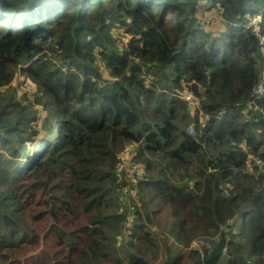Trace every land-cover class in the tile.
I'll return each instance as SVG.
<instances>
[{"label": "trees", "instance_id": "16d2710c", "mask_svg": "<svg viewBox=\"0 0 264 264\" xmlns=\"http://www.w3.org/2000/svg\"><path fill=\"white\" fill-rule=\"evenodd\" d=\"M0 264H264V0H0Z\"/></svg>", "mask_w": 264, "mask_h": 264}, {"label": "rangeland", "instance_id": "374dc122", "mask_svg": "<svg viewBox=\"0 0 264 264\" xmlns=\"http://www.w3.org/2000/svg\"><path fill=\"white\" fill-rule=\"evenodd\" d=\"M205 4H210L207 3L206 1L204 2V7H203V15H199L200 16V20L202 19V21L204 22V24H206L205 22L208 20L209 21V26H212V31L217 30L221 27L224 26V21L225 19H221V16L219 14V12H215L214 11L211 13V11L206 9V5ZM210 13V14H209ZM262 21L261 16L256 17L253 19V24L256 25V27L258 26L257 24H259ZM211 30V29H210ZM258 30V29H257ZM114 38H116L117 40H119L120 42H122L123 44H127L129 42V38L126 37L125 35H114ZM123 39H125V41H123ZM14 86L17 88V95H18V99H21V97L26 95V100L27 102L24 103L26 105H28L29 103H32L34 106H36L33 101H30L34 98V92H35V86L33 85V83L28 80L25 76L22 75L21 71L17 73L16 78H15V82H14ZM183 94H181V98L183 99V97L187 94L190 93V91H183L181 92ZM194 97V95H193ZM30 101V102H29ZM200 99H196L193 101V104L191 105V111L194 113V111H196L195 107L198 106V103L200 102ZM44 111V110H43ZM200 121L202 124H205V122L207 121V118L204 114H200ZM192 126V125H191ZM188 132H189V128H188ZM189 134H194L193 133H189ZM137 147L135 145H132L130 147L127 148L126 152L124 154L121 155L122 161L123 160H129V161H133V163H135L136 165H139L140 167V175L144 176V170H143V165L138 162L137 160H135V158L137 157L136 155V150ZM261 165L262 162H261ZM251 167V165L249 166V168ZM251 169V168H250ZM253 170V169H251ZM135 185V183H134ZM130 186V185H129ZM130 190V192L127 193V196L124 197V200H134L135 202L138 201L139 202V194L136 188H133L132 186H130L128 188ZM125 192V191H124ZM160 221H163V219H160ZM39 224H37L38 226ZM45 223H42L40 226L37 227V229H42L44 227ZM153 230L156 231L157 230V226L153 227ZM126 236H129V232L126 233ZM120 244L124 245L125 244V240L120 239ZM198 243L196 242L193 246H197ZM28 255H32L31 253H29Z\"/></svg>", "mask_w": 264, "mask_h": 264}, {"label": "built area", "instance_id": "2783aa9c", "mask_svg": "<svg viewBox=\"0 0 264 264\" xmlns=\"http://www.w3.org/2000/svg\"><path fill=\"white\" fill-rule=\"evenodd\" d=\"M206 9L209 11H211V13L214 11L215 12H219L221 19L224 18V14H225V10L224 8L219 4V3H211L209 5H206ZM210 14V13H209ZM205 25H209V21L207 20L205 22ZM123 41H125V39H123ZM183 99L187 102H193L195 100V97H193L192 93H187ZM193 133V127L190 126L189 127V133ZM119 169L121 171L124 172V175L126 177V181H127V185L123 188V192L125 194H127L128 192H130V190L128 189L130 186H132L133 188H135L136 184L139 182L140 178L143 176L140 175V167L139 165H136L135 163H133V161H129V160H123L121 159V164ZM135 183V185H134ZM130 185V186H129Z\"/></svg>", "mask_w": 264, "mask_h": 264}, {"label": "crops", "instance_id": "0c3cea01", "mask_svg": "<svg viewBox=\"0 0 264 264\" xmlns=\"http://www.w3.org/2000/svg\"><path fill=\"white\" fill-rule=\"evenodd\" d=\"M207 3H210L209 1H206ZM205 5H208V4H205Z\"/></svg>", "mask_w": 264, "mask_h": 264}, {"label": "clouds", "instance_id": "9594fccd", "mask_svg": "<svg viewBox=\"0 0 264 264\" xmlns=\"http://www.w3.org/2000/svg\"><path fill=\"white\" fill-rule=\"evenodd\" d=\"M211 4V3H210Z\"/></svg>", "mask_w": 264, "mask_h": 264}]
</instances>
